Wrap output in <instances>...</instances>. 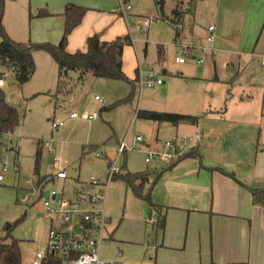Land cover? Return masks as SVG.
I'll list each match as a JSON object with an SVG mask.
<instances>
[{"label": "rangeland", "instance_id": "rangeland-1", "mask_svg": "<svg viewBox=\"0 0 264 264\" xmlns=\"http://www.w3.org/2000/svg\"><path fill=\"white\" fill-rule=\"evenodd\" d=\"M195 1L194 16L190 21L195 33L192 35L180 26L178 36L176 25L170 19L174 0H166L165 4L169 22L161 19L153 0L129 1L130 21H137L139 15L156 16L157 19L149 28L130 25L132 45L127 51L130 56L126 59V68L135 71L138 67L144 80L155 69V78L165 81L161 86H145L140 92L139 80L133 88L125 78L108 79L87 73L84 80H80L79 72L70 71L68 83L58 91L57 64L43 50L34 52L35 73L22 85L15 80L12 71L0 69L3 73L0 86L21 114L18 128L0 138V164L8 167L0 180V237H4L11 226L12 236L20 240L25 264L31 263L34 253L47 249L50 219L38 212H41L42 202L50 199L52 189L63 192L70 199L98 197L100 187H92L90 179L94 177L106 183L108 160L105 154L114 155L116 151H113L122 142L126 144V152L118 161L121 173L153 170L156 165L166 164L158 159L146 164L145 156L150 150L164 151V142L174 140L169 130L160 128L167 123L144 119L138 114L140 110L207 115L200 120V130L211 122L210 115H218L222 120L228 118L232 105L238 102L234 100L242 96L250 100L248 103L258 100L255 106L263 107L264 72H255V65L251 63L253 57L242 52L246 48H238L237 42L248 44L250 51L258 40L254 50H264V0H235L230 4L224 0ZM23 2L25 0H0L2 24L19 42L31 39V19L22 16ZM210 23H215L220 35L223 30L222 37L227 38L230 49L245 54L241 59L248 60L246 63L240 59L228 60L226 52H218L216 47L215 56L203 54L202 51L212 47L208 49L209 44L199 42L207 36L205 31ZM191 44V52L183 50ZM197 49L202 53H197ZM194 51L197 57L203 58V63L198 64L193 57H186L183 64L177 63V56H185L186 52L192 56ZM183 72L191 77L182 76L185 75ZM249 87H252V94L246 98L250 94ZM95 96L102 102L96 101ZM73 111L80 114L74 120L70 118ZM93 112L98 114L96 119L85 117ZM52 121H64V125L53 131ZM137 135L142 136V142L136 141ZM51 138L55 152L41 144ZM158 141L162 144L160 148L154 145ZM65 160L68 178L48 181L41 187V196H30L29 203L21 201L37 186L39 177L55 174ZM103 192L106 215L111 217L108 230H114V240L110 245H103L102 255L115 259L117 252L122 251L123 260L128 263L155 254L151 248L154 235L149 224L148 202L127 188L121 178L110 180ZM122 240L127 244H122Z\"/></svg>", "mask_w": 264, "mask_h": 264}, {"label": "crops", "instance_id": "crops-1", "mask_svg": "<svg viewBox=\"0 0 264 264\" xmlns=\"http://www.w3.org/2000/svg\"><path fill=\"white\" fill-rule=\"evenodd\" d=\"M234 1L224 0L226 4ZM189 2L184 0L185 8ZM69 4L88 8L82 22L69 36L67 49L71 52L84 50L87 38L95 33L100 34L103 40L110 41L132 32L120 13L118 0H25L21 9L24 19L29 18V11L32 16L30 40L57 43L64 28L63 12ZM217 6L219 10L218 3ZM40 10H45L48 15L39 17ZM193 16V13L186 14L183 22V28L192 35L195 33L190 22ZM222 34L223 30L220 35L215 25L214 42H208L206 36L205 40L202 37L199 42L209 44L208 49L212 46L218 52H226V58L231 61L240 59L246 63L248 60L241 59L245 55L242 52H246L253 57L251 63L255 65V72H264L260 63L264 50H254L258 40L250 51L248 44L237 42L238 48H246L238 53L239 50L229 48V42ZM131 45L124 49L123 69L130 79H134L135 71L139 68H135V71L126 68V59L130 56L127 51ZM197 50V53L202 51ZM196 52L190 57L195 58L198 64L203 63V58L197 57ZM202 52L204 55L209 54L206 57H212L217 50L216 53L210 49ZM198 59L203 61L199 63ZM183 74L184 77H191L189 73ZM164 83L163 80L158 85ZM251 88L247 89L250 94L246 98L251 96ZM234 101L238 102L232 105L228 118L222 120L218 119V115L209 116L211 122L201 128L206 132L198 129L202 125L200 120L207 115L201 117L189 112L184 113L200 116L197 124L174 125L166 122L164 126L160 125V128L169 130L172 139L181 140L193 132L200 134L201 139L195 157L186 155L170 164L154 166L146 192L151 194L155 204L162 206L161 212L166 216L165 226L158 229L154 224L158 213L149 214L154 235L151 248L155 254L132 259L126 264H264V205L254 196V190H264V85L261 109L255 106L258 100L248 103L250 100L242 96ZM52 143L54 148V139ZM154 145L158 148L162 146L159 141ZM66 164L60 167H64L67 172ZM55 178L58 177L48 178L45 183L54 182ZM83 198L79 197L81 201ZM41 212L38 214L42 215ZM113 233L114 230H108L110 239L107 245L113 242ZM122 244L127 243L122 240Z\"/></svg>", "mask_w": 264, "mask_h": 264}, {"label": "trees", "instance_id": "trees-1", "mask_svg": "<svg viewBox=\"0 0 264 264\" xmlns=\"http://www.w3.org/2000/svg\"><path fill=\"white\" fill-rule=\"evenodd\" d=\"M156 10L161 14L163 20L176 25L177 36L179 27H183L186 14L194 12L195 0H190L187 7L184 6V0H174V7L171 11V18L165 15L166 0H153ZM88 8L78 4H69L63 12L65 22L63 33L57 43L50 41H32L19 42L14 40L5 30L2 24V12H0V69L5 68L13 72L15 80L20 84L29 81L35 73L36 64L34 52L43 50L47 52L56 62L58 67L57 90H61L63 85L69 81V72H79V79L84 80L87 73L94 77H103L108 79H128L135 88V82L139 80V69H136V77L130 79L123 69V53L126 46L132 44L130 34L117 36L115 39L107 41L101 38L100 34H93L86 40L84 50L78 49L71 52L67 49L69 36L72 31L82 22V19ZM48 13L40 10L38 16L44 17ZM131 16V13H130ZM29 18L32 16L29 11ZM3 73L0 72V80ZM140 117L157 122H169L174 125L198 123L200 116L178 113V112H160L154 110H140ZM21 124V114L19 108L14 106L8 99L4 89L0 86V138L4 134L13 133ZM178 140V139H174ZM179 141V140H178ZM197 155V148L192 149L184 156ZM107 160L108 156L105 154ZM183 156V157H184ZM182 157V158H183ZM181 159V158H180ZM153 170L146 169L140 172L126 171L116 174L113 179L121 178L127 188L143 199L150 207V214L157 212L155 225L157 228H164L166 216L161 212L162 206L155 204L151 194L146 186L149 184ZM51 176L39 177L38 187H43L45 180ZM255 199L264 205V190H254ZM0 264H25L21 254L20 240L11 234V226L7 229V234L0 237ZM42 264H69L67 258L60 255H51L44 260Z\"/></svg>", "mask_w": 264, "mask_h": 264}, {"label": "built area", "instance_id": "built-area-1", "mask_svg": "<svg viewBox=\"0 0 264 264\" xmlns=\"http://www.w3.org/2000/svg\"><path fill=\"white\" fill-rule=\"evenodd\" d=\"M119 10L123 18L126 20L130 28L129 16L131 5L129 0H118ZM157 19L156 16H138L137 21L133 24L137 28H149L151 23ZM215 39V25L210 24L206 40L210 43ZM193 48L192 44L183 47L184 51H190ZM210 48V47H209ZM213 53H216V48H210ZM186 52L185 56H177L176 61L183 63L186 57H190L191 53ZM203 60L198 59L201 63ZM261 66L264 68V52L261 54ZM156 71L152 69L149 72L148 78L143 79L139 75V89L142 92L143 87H152L162 84L163 81L158 77L155 78ZM2 80H0L1 82ZM95 100L102 101L99 96H95ZM80 114L74 111L70 117L77 118ZM86 118L93 120L98 117L96 112L88 113ZM63 121H53L52 130H58L63 125ZM136 141L142 142L141 135L136 136ZM201 135L196 133L193 136L186 137L183 141L167 140L164 142V151L150 150L146 153L145 162L150 164L154 159H158L162 163L170 164L175 160L182 158L187 152L196 149L199 145ZM53 139L47 140L45 143L50 150L54 151ZM126 152L125 142L120 143L114 155H108V178L106 183H101L99 180L91 177L90 185L92 187H100L99 196L94 195L85 196L81 200L70 199L63 192L52 189L50 191V199L42 202V215H46L50 219V229L48 232V242L46 251H37L34 253L33 259L30 264H42L44 260L51 255H60L67 258L69 264H126L121 257L122 253L119 252V257L116 259H106L102 256V247L109 242L108 225L109 218L105 211V198L104 186H106L113 177L121 172V167L118 161L121 156ZM99 155V154H97ZM99 156H102L99 155ZM60 161L61 159L58 158ZM67 161H64V164ZM6 164H0V180L3 179V173L7 171ZM52 177L66 178L67 172L64 167H58ZM43 190L41 187L35 186L32 188L31 193L26 194L21 201L29 203L30 196H41Z\"/></svg>", "mask_w": 264, "mask_h": 264}, {"label": "water", "instance_id": "water-1", "mask_svg": "<svg viewBox=\"0 0 264 264\" xmlns=\"http://www.w3.org/2000/svg\"><path fill=\"white\" fill-rule=\"evenodd\" d=\"M9 227V226H8Z\"/></svg>", "mask_w": 264, "mask_h": 264}]
</instances>
